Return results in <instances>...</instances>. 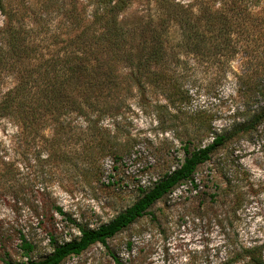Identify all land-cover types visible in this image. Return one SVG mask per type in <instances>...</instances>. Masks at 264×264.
<instances>
[{
  "label": "rangeland",
  "instance_id": "obj_1",
  "mask_svg": "<svg viewBox=\"0 0 264 264\" xmlns=\"http://www.w3.org/2000/svg\"><path fill=\"white\" fill-rule=\"evenodd\" d=\"M10 1L31 6L30 16L25 17L30 26L41 15L54 22L61 17L55 8H42L46 0ZM52 1L67 4L70 0ZM78 1L88 11L93 8L91 0ZM147 12L141 0L122 19L132 27ZM6 22L0 11V57ZM259 27L236 37L239 50L232 54L208 50L213 44L207 43L195 53L172 55L159 82L162 86L150 82L146 90L133 87L126 103L103 117L98 126L73 113L64 116L61 127L51 125L35 133L23 124L1 119L0 264L27 260L19 248L20 235L35 244L33 260L51 253L49 233L59 242L80 236L79 228L59 215L56 207L82 227L98 228L134 204L141 188L177 168L187 155L185 147L190 152L204 147L212 142V131L228 128L243 101L233 70L240 71L244 61L264 62V24ZM135 34L129 35L134 45ZM169 38L179 50L177 26L169 28ZM17 79L0 66V96ZM62 128L66 138L58 140L55 135ZM93 134L103 135L106 141L90 142ZM98 144H106L108 150L115 146L122 159L102 153ZM229 181L235 187H229ZM195 184L175 188L110 239L107 247L93 245L65 264H117L110 252L121 264H223L243 247L264 240L261 141L249 137L219 149L199 166Z\"/></svg>",
  "mask_w": 264,
  "mask_h": 264
},
{
  "label": "trees",
  "instance_id": "obj_2",
  "mask_svg": "<svg viewBox=\"0 0 264 264\" xmlns=\"http://www.w3.org/2000/svg\"><path fill=\"white\" fill-rule=\"evenodd\" d=\"M138 1L91 0L93 8L88 11V6H81L78 0L67 4L46 0L42 8L56 9L60 19L54 22L41 15L30 26L25 22L30 5L0 0V11L7 19L0 66L18 77L16 85L0 96V120L10 119L37 133L43 127H61L64 116L75 113L86 123L98 126L103 117L126 103L133 87L146 90L150 82L162 86L159 82L172 55L195 53L207 43L213 44L208 50L232 54L239 50L235 48L236 37L255 32L264 24V0H195L192 4L142 0L147 4L146 18L140 17L137 25L128 27L122 15ZM173 25L181 34L179 50L170 45L169 28ZM134 33L135 45L129 41ZM240 68L233 72L243 97L241 107L228 128L211 132L212 142L192 152L185 147L187 155L177 168L165 172L150 187L141 188L134 204L98 228L82 227L56 207L59 215L79 228L80 236L59 242L54 233H49L51 253L33 260L35 244L20 235L19 248L27 260L7 264H65L93 245L107 247L110 239L136 223L175 188L186 183L196 187L199 166L219 149L249 137L264 145V62L253 64L248 60ZM62 130H57L58 140L66 138ZM105 141L103 135L90 137L93 143ZM97 146L102 153L122 159L115 146L111 150L106 144ZM229 187H235L231 181ZM128 246L131 248L132 243ZM110 256L121 264L114 253ZM223 264H264V240L243 247L240 254Z\"/></svg>",
  "mask_w": 264,
  "mask_h": 264
}]
</instances>
